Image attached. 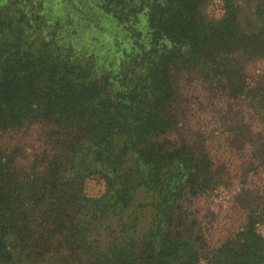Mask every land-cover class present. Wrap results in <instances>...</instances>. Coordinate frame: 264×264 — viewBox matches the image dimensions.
<instances>
[{
  "label": "trees",
  "instance_id": "trees-1",
  "mask_svg": "<svg viewBox=\"0 0 264 264\" xmlns=\"http://www.w3.org/2000/svg\"><path fill=\"white\" fill-rule=\"evenodd\" d=\"M263 225L264 0H0V264H264Z\"/></svg>",
  "mask_w": 264,
  "mask_h": 264
},
{
  "label": "rangeland",
  "instance_id": "rangeland-1",
  "mask_svg": "<svg viewBox=\"0 0 264 264\" xmlns=\"http://www.w3.org/2000/svg\"><path fill=\"white\" fill-rule=\"evenodd\" d=\"M76 1H79V0H76ZM209 10L211 13H214L216 15L219 13H222L221 4L218 1H215L214 3L209 5ZM100 190H101V185H99V184L93 185L91 187V192H93L95 194L100 193ZM261 229H262V232L264 233V225L261 227Z\"/></svg>",
  "mask_w": 264,
  "mask_h": 264
}]
</instances>
